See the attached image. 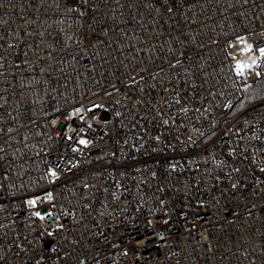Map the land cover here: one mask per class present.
Returning a JSON list of instances; mask_svg holds the SVG:
<instances>
[{
  "label": "built area",
  "instance_id": "1",
  "mask_svg": "<svg viewBox=\"0 0 264 264\" xmlns=\"http://www.w3.org/2000/svg\"><path fill=\"white\" fill-rule=\"evenodd\" d=\"M262 49L264 0H0V264H264Z\"/></svg>",
  "mask_w": 264,
  "mask_h": 264
},
{
  "label": "trees",
  "instance_id": "2",
  "mask_svg": "<svg viewBox=\"0 0 264 264\" xmlns=\"http://www.w3.org/2000/svg\"><path fill=\"white\" fill-rule=\"evenodd\" d=\"M260 77L257 81L248 84L239 107H247L264 99V59L258 66Z\"/></svg>",
  "mask_w": 264,
  "mask_h": 264
},
{
  "label": "rangeland",
  "instance_id": "3",
  "mask_svg": "<svg viewBox=\"0 0 264 264\" xmlns=\"http://www.w3.org/2000/svg\"><path fill=\"white\" fill-rule=\"evenodd\" d=\"M253 45L249 39H245L243 44L235 43L233 48L231 49V54L236 56L235 60L236 67L238 65H243V68H238L239 70H245L246 63H250L251 66L256 64V59L252 56Z\"/></svg>",
  "mask_w": 264,
  "mask_h": 264
},
{
  "label": "snow or ice",
  "instance_id": "4",
  "mask_svg": "<svg viewBox=\"0 0 264 264\" xmlns=\"http://www.w3.org/2000/svg\"><path fill=\"white\" fill-rule=\"evenodd\" d=\"M262 52H264V49L261 50ZM243 65H238V68H243ZM248 67H251V65H248ZM82 144H86V141H81Z\"/></svg>",
  "mask_w": 264,
  "mask_h": 264
},
{
  "label": "water",
  "instance_id": "5",
  "mask_svg": "<svg viewBox=\"0 0 264 264\" xmlns=\"http://www.w3.org/2000/svg\"><path fill=\"white\" fill-rule=\"evenodd\" d=\"M47 248H48V246H47Z\"/></svg>",
  "mask_w": 264,
  "mask_h": 264
}]
</instances>
